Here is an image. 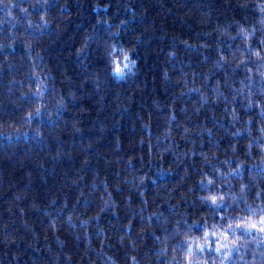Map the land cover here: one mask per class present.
<instances>
[{
	"label": "trees",
	"instance_id": "obj_1",
	"mask_svg": "<svg viewBox=\"0 0 264 264\" xmlns=\"http://www.w3.org/2000/svg\"><path fill=\"white\" fill-rule=\"evenodd\" d=\"M260 57L264 0H0V264H264Z\"/></svg>",
	"mask_w": 264,
	"mask_h": 264
},
{
	"label": "snow or ice",
	"instance_id": "obj_2",
	"mask_svg": "<svg viewBox=\"0 0 264 264\" xmlns=\"http://www.w3.org/2000/svg\"><path fill=\"white\" fill-rule=\"evenodd\" d=\"M256 55L259 57V56H260V53L257 52ZM260 58H261V59H264V57H260ZM125 59H127V57H125ZM124 68H125V69H128V68H129V64L126 63V64L124 65ZM114 75H116L117 77H122V76L124 75V71H123V69H121V68L119 67V65H117V66L115 67V69H114ZM209 183H211V181H209ZM210 199H211L212 204L215 205V204H216V197L213 196V197H211ZM249 211H250L253 215H255V210L249 209ZM261 211L264 212V209H261ZM259 224L262 225V226L259 227L258 230H259L260 232H264V218H262V219L259 221ZM229 227H231V225H230ZM237 227H241V225H237ZM251 229H257V224H250V225H249V228L246 229L245 231H246V232H250Z\"/></svg>",
	"mask_w": 264,
	"mask_h": 264
}]
</instances>
